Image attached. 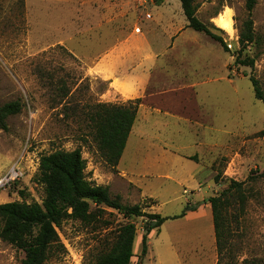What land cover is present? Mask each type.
<instances>
[{
  "label": "rangeland",
  "instance_id": "obj_1",
  "mask_svg": "<svg viewBox=\"0 0 264 264\" xmlns=\"http://www.w3.org/2000/svg\"><path fill=\"white\" fill-rule=\"evenodd\" d=\"M161 1L0 0V105L15 100L23 104L22 111L8 119L7 131L0 130V180L13 169L22 174L15 184L0 186V204L41 203L44 190L36 182L40 158L57 150L79 149L87 179L108 187L122 203L139 204L145 212L169 218L180 215L186 205L195 207L154 231L145 256L141 253L144 220L133 219L137 234L131 264H217L208 199L234 180L248 192L245 213L231 222L236 264L244 259L264 261V105L255 98L250 82L251 77L257 80L264 94V0H257L251 14L254 34L263 42L242 53L227 45L225 52L205 34L186 28L178 0H163L159 7ZM197 4V17L211 25L216 13L231 10L234 33L216 25L220 31L212 32L235 46L247 17L245 0H198ZM147 13H153L162 33L160 49L170 45L169 38L180 30L181 39L176 51L168 53L171 59L176 52L170 67L160 59L133 71L143 75L153 64L160 67L154 74L155 92L149 87L140 98L126 147L112 169L103 162L85 124L79 127L64 118L47 75L53 73L54 79L66 78L68 83L76 74L82 77L72 88L70 101L73 98L75 104L105 102L108 83L93 75L91 67L117 49L121 55L116 69L132 71L135 32L142 31ZM58 45L73 58L51 51ZM246 57L255 59L253 67L235 63L236 58ZM179 81L183 91L163 93ZM104 210L88 224L64 221L57 229L63 247L54 248L44 264H94L123 221L115 211ZM23 258V252L0 240V264H21Z\"/></svg>",
  "mask_w": 264,
  "mask_h": 264
},
{
  "label": "trees",
  "instance_id": "obj_2",
  "mask_svg": "<svg viewBox=\"0 0 264 264\" xmlns=\"http://www.w3.org/2000/svg\"><path fill=\"white\" fill-rule=\"evenodd\" d=\"M178 1L187 21L186 27L205 34L228 52L224 39L212 32V29L220 30L202 22L197 17L198 0ZM256 3L257 0H245L247 17L241 24L239 38L232 51L242 53L250 50L252 45L258 46L263 42L253 31L251 14ZM56 50L72 57V54L63 46L58 45L51 49L52 52ZM235 63L253 67L255 59L246 57L244 61H241L236 58ZM52 75L53 73L47 75L48 84L54 89L58 99L57 105L62 106L64 118H71L79 127L85 124L93 136L103 162L115 169L135 124L140 99L129 100L125 104L96 102L80 106L73 102V98L72 101L70 100L75 93L72 92L73 86L82 80V77L76 74L73 82L68 83L66 78L56 80ZM250 82L255 98L264 105V94L259 82L252 77ZM22 109L23 104L20 100L0 105V130L7 131L8 119L19 114ZM188 159L196 160L195 157ZM85 170L86 161L79 149L57 150L43 155L39 160L36 177V182L44 190L41 203H26L22 200L0 204V240L24 253L21 264H44L54 248L63 247L60 244L57 229L64 221L76 220L88 224L98 219L105 212L104 209L115 211L123 221L114 228L109 248L96 257L94 264H131L137 234L133 219L144 220L141 253L145 256L154 231L158 233L167 220L184 217L187 211L195 210V207L186 205L180 215L172 218L145 212L139 204H124L120 197H112L108 187L94 185L87 179ZM18 194L24 197V192L19 191ZM247 201L248 192L244 184L234 180H230L220 194L208 199L218 256L217 264L220 260H225L226 264H236L232 247L231 222L232 219L238 220L237 218L245 213ZM92 206H94L93 209ZM240 264H264V261L244 259Z\"/></svg>",
  "mask_w": 264,
  "mask_h": 264
},
{
  "label": "crops",
  "instance_id": "obj_3",
  "mask_svg": "<svg viewBox=\"0 0 264 264\" xmlns=\"http://www.w3.org/2000/svg\"><path fill=\"white\" fill-rule=\"evenodd\" d=\"M165 2L162 0L159 7H162ZM150 15V18L146 16ZM153 13H147L144 18V22L142 23V31L141 28L139 33L135 32L136 37L134 38V54H135V62L134 69L132 71H124L120 72L119 68L116 69V61L120 59V55L116 53L117 49H112L102 55L100 59L91 67V73L100 77L102 80L108 83V91L103 96L105 97V102L103 103H114L119 100L124 103L129 100L140 99L145 93L147 88H151L154 90V81H156V77L154 78L155 71L160 68L158 65H151L148 67V73L141 75L140 73L133 74V71L139 67H145V63L149 61H158L160 59L165 60L167 63L166 66L170 67V62L174 61V56L176 52L170 56L171 59L168 58V53L170 51H176V43L181 39V31H177V34L173 35V38H169L171 41L170 45H165L162 49H160V43L158 39L162 33L159 30V26L154 21ZM215 18L212 19V24H214ZM186 27V26H185ZM187 28V27H186ZM167 44V43H166ZM167 52V53H166ZM167 74V71L165 72ZM185 76V75H184ZM186 78V77H184ZM183 78V80H184ZM186 81V80H184ZM176 82V81H174ZM182 81H179L177 85L172 83V86L168 89H165L164 92L171 91H183V85H181ZM183 84V83H182ZM192 87H198L197 83H192ZM181 86V87H180ZM192 88V89H193ZM176 91V92H177ZM150 94L149 97L152 98ZM140 107L149 109L147 106L141 104ZM140 109V108H139ZM139 111V110H138ZM137 111V113H138Z\"/></svg>",
  "mask_w": 264,
  "mask_h": 264
},
{
  "label": "bare ground",
  "instance_id": "obj_4",
  "mask_svg": "<svg viewBox=\"0 0 264 264\" xmlns=\"http://www.w3.org/2000/svg\"><path fill=\"white\" fill-rule=\"evenodd\" d=\"M215 25L227 32L228 34H233V22H232V12L230 9L224 10L221 14L217 15L214 20Z\"/></svg>",
  "mask_w": 264,
  "mask_h": 264
},
{
  "label": "built area",
  "instance_id": "obj_5",
  "mask_svg": "<svg viewBox=\"0 0 264 264\" xmlns=\"http://www.w3.org/2000/svg\"><path fill=\"white\" fill-rule=\"evenodd\" d=\"M147 18H150V15L146 16ZM139 32V30H138ZM238 38L235 39V41H237ZM228 48L231 50L232 47H234V45H229L227 44ZM20 177H22V174L20 173V171L13 169L11 172H9V174H7L4 178H2L0 180V186L2 188H4L7 185H11L12 183H14L16 180L20 179Z\"/></svg>",
  "mask_w": 264,
  "mask_h": 264
}]
</instances>
